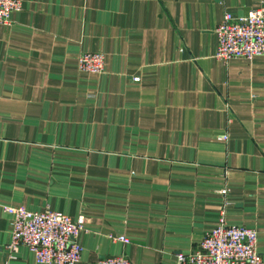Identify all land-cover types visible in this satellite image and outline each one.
<instances>
[{
    "label": "crops",
    "instance_id": "0c3cea01",
    "mask_svg": "<svg viewBox=\"0 0 264 264\" xmlns=\"http://www.w3.org/2000/svg\"><path fill=\"white\" fill-rule=\"evenodd\" d=\"M261 2L20 0L0 23V264L3 205L82 214L74 264H174L220 216L264 264V54L212 56L222 13Z\"/></svg>",
    "mask_w": 264,
    "mask_h": 264
},
{
    "label": "built area",
    "instance_id": "2783aa9c",
    "mask_svg": "<svg viewBox=\"0 0 264 264\" xmlns=\"http://www.w3.org/2000/svg\"><path fill=\"white\" fill-rule=\"evenodd\" d=\"M20 7V0H0V23ZM216 45L212 56L224 62L231 57L250 59L264 54V0L243 14L224 11L214 27ZM80 71L101 72L103 55L99 51H81L76 58ZM136 77H134L135 79ZM225 139L226 135H217ZM226 188L222 189L224 193ZM10 215L9 240L4 244V264H14L18 245L25 246L39 264H74L81 250L76 237L84 230V216L74 218L53 209L29 210L23 206L3 205ZM111 240L128 242L124 235H107ZM256 230L252 227L228 224L222 219L203 232L194 248L175 253L174 264H263L256 250ZM123 253L103 255L95 264H128Z\"/></svg>",
    "mask_w": 264,
    "mask_h": 264
}]
</instances>
